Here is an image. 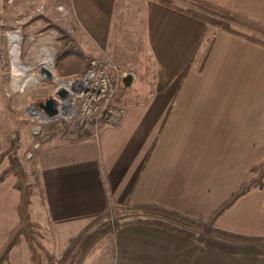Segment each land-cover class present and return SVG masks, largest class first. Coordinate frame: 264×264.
Instances as JSON below:
<instances>
[{
  "label": "crops",
  "instance_id": "crops-1",
  "mask_svg": "<svg viewBox=\"0 0 264 264\" xmlns=\"http://www.w3.org/2000/svg\"><path fill=\"white\" fill-rule=\"evenodd\" d=\"M204 1L264 26V0ZM70 2L82 43L59 70L82 77L88 59L105 53L133 76L113 103L124 112L118 127L36 151L31 215L45 248L62 257L108 211L156 208L207 224L264 161V45L206 27L170 1ZM7 131L0 107V160ZM6 166L4 160L0 177ZM15 184L13 175L0 181V247L19 222ZM214 227L264 238V185ZM12 261L32 264L25 242ZM83 264H264V256L203 248L160 227L130 224L101 240Z\"/></svg>",
  "mask_w": 264,
  "mask_h": 264
},
{
  "label": "rangeland",
  "instance_id": "rangeland-1",
  "mask_svg": "<svg viewBox=\"0 0 264 264\" xmlns=\"http://www.w3.org/2000/svg\"><path fill=\"white\" fill-rule=\"evenodd\" d=\"M70 1L0 0V107L4 112L8 127L9 148L7 150L11 148L12 142L17 139V143L19 144L17 157L30 185L37 179L38 158L40 156L39 152L37 153V150L33 149L38 139L34 137L32 129L34 126L41 124L40 119L36 116L38 115L36 111L39 110L40 105L45 104L52 97L56 96L59 86L66 85V83H61L60 81L72 77L66 76V74L59 70L64 62V59L59 60V57L66 58L67 54L78 51V46L82 43L80 39L82 34L74 19L73 15L76 14L71 8ZM169 1L174 2L178 6L189 7L190 9L195 8L192 0ZM197 1L206 2L204 0ZM228 12L240 17V14L237 12ZM245 20L250 21L248 19ZM251 23L264 27L263 24L258 25L254 21H251ZM208 26L216 27L213 25ZM231 26L237 32L264 41V35L251 26L238 23H231ZM15 33L20 38L19 59L23 68L19 69L15 68L11 52L12 40L10 35ZM76 46L77 48H75ZM52 50H54L52 61L47 63L44 61V56ZM25 68L30 70L34 76H38L41 79L37 82L30 81L20 89L17 86L22 81V75L27 72L24 71ZM43 68L45 72L47 70L50 72V77L47 74H42ZM74 134L75 136L72 139H78L85 133L81 135ZM60 138L51 137L48 141H41V145L53 140L60 141ZM29 153H33L32 158H28ZM5 160L7 168L9 160L8 158H5ZM261 163H264V161ZM255 175L256 173L252 170L250 179ZM134 215L143 216L144 214L137 212ZM134 215L132 214V216ZM128 216L131 217L128 213L115 214V217L106 220L105 225H111L115 221H125ZM98 229L99 226L93 229L92 232H96ZM11 263L13 264V261ZM44 264L47 263L44 262Z\"/></svg>",
  "mask_w": 264,
  "mask_h": 264
},
{
  "label": "trees",
  "instance_id": "trees-1",
  "mask_svg": "<svg viewBox=\"0 0 264 264\" xmlns=\"http://www.w3.org/2000/svg\"><path fill=\"white\" fill-rule=\"evenodd\" d=\"M161 2L166 4L169 3L168 0H161ZM192 3L195 8L188 9L186 12L200 19L206 27L208 25H213L220 29L246 36L264 45V41H259L233 30L231 23L251 26L263 35L264 27L254 25L251 21H246L237 15L203 1L192 0ZM65 38H63V40H65ZM75 48H77V46ZM60 59H64V57L61 58L60 56L59 60ZM18 147L19 144L17 143V139H15L12 142L11 148L2 154L0 160V165L5 158L9 160V166L3 171L0 181H3L8 175H13L16 178V189L20 192V203L18 206L19 222L10 233L8 239L0 247V264H8L12 251L22 242H25L27 246L30 262L32 264H44V262L47 264H83L91 250L108 234L115 233L121 227L130 224L160 227L172 233L190 238L202 245L203 248H213L222 252L238 255L264 256V238L242 237L217 230L214 227L217 219L240 198L254 188L263 187L264 163H261L252 169L256 175L244 183L223 206L216 210L207 224H198L185 217L156 208H138L123 211L122 213L131 215V217L128 216L125 221H115L111 225H105L106 220L115 217L112 211H108L105 215L99 217L84 229V231L70 243L67 251L62 257L56 258L45 248L42 241L41 229L32 219L31 207L33 188L29 184L17 157ZM137 212H142L144 215H134ZM132 214L134 216H132ZM98 226L99 229L96 232H92L93 229Z\"/></svg>",
  "mask_w": 264,
  "mask_h": 264
},
{
  "label": "built area",
  "instance_id": "built-area-1",
  "mask_svg": "<svg viewBox=\"0 0 264 264\" xmlns=\"http://www.w3.org/2000/svg\"><path fill=\"white\" fill-rule=\"evenodd\" d=\"M129 76L132 77L133 73L122 70L105 53L90 57L82 77L72 76L60 81L66 85L59 86L56 96L51 98L54 101L53 114L37 110L39 116H36L41 124L32 129L38 139L33 149L38 150L41 141H48L51 137L71 141L74 133L90 132L93 138L99 139L104 125L118 127L124 112L114 107L113 103ZM60 90L65 92L63 96L58 95ZM32 157L33 153H29L28 158Z\"/></svg>",
  "mask_w": 264,
  "mask_h": 264
},
{
  "label": "bare ground",
  "instance_id": "bare-ground-1",
  "mask_svg": "<svg viewBox=\"0 0 264 264\" xmlns=\"http://www.w3.org/2000/svg\"><path fill=\"white\" fill-rule=\"evenodd\" d=\"M10 37H11V40H12L11 52H12L13 62H14L15 68L16 69L17 68L19 69L21 67L23 68V66H22V64L20 62V59H19V41H20V38H19V36L16 33L15 34H11ZM53 54H54V50H52L48 54H46L44 56V61L47 62V63H50L52 61ZM25 69H24V71H27V72L22 75V81L17 86L20 89L22 87H24L25 85H27L30 81L37 82V81H39L41 79L38 76H34L30 72V70H28V69L25 70ZM46 72H49V71L47 70ZM36 113L39 115L38 111H36Z\"/></svg>",
  "mask_w": 264,
  "mask_h": 264
},
{
  "label": "water",
  "instance_id": "water-1",
  "mask_svg": "<svg viewBox=\"0 0 264 264\" xmlns=\"http://www.w3.org/2000/svg\"><path fill=\"white\" fill-rule=\"evenodd\" d=\"M42 74H47L48 77L51 76L50 72H45V69H42ZM132 81V77L129 76L126 80V83L129 85ZM65 94V92L63 90H60L58 92L59 96H63ZM39 110L43 111L45 114L47 115H51L54 112V101L52 99H50L49 101H47L45 104H42L39 106Z\"/></svg>",
  "mask_w": 264,
  "mask_h": 264
}]
</instances>
